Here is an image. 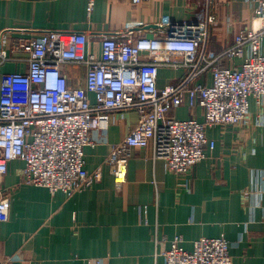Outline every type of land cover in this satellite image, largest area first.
<instances>
[{
	"label": "crops",
	"instance_id": "crops-1",
	"mask_svg": "<svg viewBox=\"0 0 264 264\" xmlns=\"http://www.w3.org/2000/svg\"><path fill=\"white\" fill-rule=\"evenodd\" d=\"M203 3L95 0L89 11V0H0V52L6 58L0 73L25 71L26 54L17 45L45 30L86 33L88 51L99 56L102 36L161 35L166 20L192 18ZM211 11L216 22L206 51L219 53L250 26L254 4L213 0ZM63 70L70 86H85V64L67 63ZM182 74L161 66L159 87ZM250 101L243 124L207 129L215 147L187 174L171 172L150 144L131 150L126 180L118 183L105 160L138 123L137 109L113 111L109 128L93 132L86 168L102 166V179L74 195L23 183L24 161H10L0 180V197H9V218L0 222V263L11 257L13 264H165L161 241L170 248L178 237L179 246L191 251L201 237L225 236L232 264H264V110ZM169 115L204 120L188 95Z\"/></svg>",
	"mask_w": 264,
	"mask_h": 264
},
{
	"label": "built area",
	"instance_id": "built-area-1",
	"mask_svg": "<svg viewBox=\"0 0 264 264\" xmlns=\"http://www.w3.org/2000/svg\"><path fill=\"white\" fill-rule=\"evenodd\" d=\"M203 1L192 18L166 20L161 35L102 36L99 56L88 51L83 32L48 29L20 42L26 70L0 73V180L9 162L20 159L23 183L45 186L52 194L85 190L103 174L102 166L86 168L85 147L94 144L93 132L109 128L113 111L129 109H137L139 121L105 160L118 183L126 180L131 150L150 144L171 172L187 174L215 147L208 128L243 124L252 98L264 110V0H250V26L219 53L206 51L216 15L213 0ZM94 4L89 0V11ZM5 60L0 52V64ZM67 63L86 65L84 87L70 86ZM161 66L181 69L180 80L159 87ZM186 95L191 109L202 108L203 121L169 115ZM8 218L9 197L1 196L0 222ZM180 241L176 237L170 248L161 241L165 264H232L225 236L201 237L191 251Z\"/></svg>",
	"mask_w": 264,
	"mask_h": 264
}]
</instances>
